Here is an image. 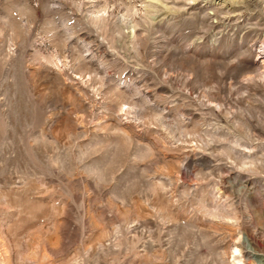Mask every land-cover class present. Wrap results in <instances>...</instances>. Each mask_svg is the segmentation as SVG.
Listing matches in <instances>:
<instances>
[{
    "label": "rangeland",
    "instance_id": "1",
    "mask_svg": "<svg viewBox=\"0 0 264 264\" xmlns=\"http://www.w3.org/2000/svg\"><path fill=\"white\" fill-rule=\"evenodd\" d=\"M244 1L0 0V264H264Z\"/></svg>",
    "mask_w": 264,
    "mask_h": 264
},
{
    "label": "bare ground",
    "instance_id": "2",
    "mask_svg": "<svg viewBox=\"0 0 264 264\" xmlns=\"http://www.w3.org/2000/svg\"><path fill=\"white\" fill-rule=\"evenodd\" d=\"M203 1L206 2V3H210V2H212V0H203ZM245 1H246V0H245ZM245 1H244V2H245ZM250 1H251V0H247V2H249V3H250ZM254 1H255V0H254ZM244 2H243V3H244ZM252 2H253V1H252ZM255 2H256V1H255ZM218 3H219V2H218ZM218 3H217V4H218ZM246 5H247V4H246Z\"/></svg>",
    "mask_w": 264,
    "mask_h": 264
}]
</instances>
